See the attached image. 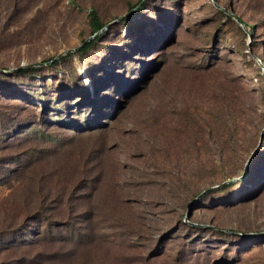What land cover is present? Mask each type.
Returning <instances> with one entry per match:
<instances>
[{
  "label": "rangeland",
  "instance_id": "374dc122",
  "mask_svg": "<svg viewBox=\"0 0 264 264\" xmlns=\"http://www.w3.org/2000/svg\"><path fill=\"white\" fill-rule=\"evenodd\" d=\"M263 69L264 0H0V264H264Z\"/></svg>",
  "mask_w": 264,
  "mask_h": 264
},
{
  "label": "trees",
  "instance_id": "16d2710c",
  "mask_svg": "<svg viewBox=\"0 0 264 264\" xmlns=\"http://www.w3.org/2000/svg\"><path fill=\"white\" fill-rule=\"evenodd\" d=\"M70 1H72V0H70ZM88 19H89V27H90V31H91V35L93 36V35H95L96 33H98L99 31H101L104 27H105V25H102L101 24V22H100V20H99V18H98V15H97V13H96V11L95 10H90L89 11V13H88ZM228 19L230 20L231 18L230 17H228ZM239 19V18H238ZM232 20V19H231ZM241 22H242V20L241 19H239ZM233 21V20H232ZM243 23V22H242ZM245 26H246V28H248V30H249V27L245 24V23H243ZM249 32H250V30H249ZM101 34L102 33H100V34H98L97 36H95L93 39L94 40H90V41H88V42H86L85 43V41L84 42H82V46L80 47L81 49H80V51L82 52V51H85L89 46H91V44H93V42L95 41V39L97 40L98 38H99V36H101ZM68 55H65V56H62V58H60L58 61H61V60H63V59H65L66 57H67ZM54 61L53 63L54 64H56L58 61ZM25 69V68H24ZM18 71H23L22 69H20V70H18Z\"/></svg>",
  "mask_w": 264,
  "mask_h": 264
},
{
  "label": "water",
  "instance_id": "95a60500",
  "mask_svg": "<svg viewBox=\"0 0 264 264\" xmlns=\"http://www.w3.org/2000/svg\"><path fill=\"white\" fill-rule=\"evenodd\" d=\"M226 13H227V15L233 20V21H235L244 31H245V33L250 37V32H249V30L246 28V26L238 19V17H236L234 14H232V13H230V12H227V11H225ZM123 17V16H122ZM122 17H120V18H118V19H121ZM112 24V23H111ZM110 24H108L105 28H107L108 26H109ZM105 28H103L101 31H99L98 33H96L95 35H93L92 36V38L91 39H93L95 36H97L98 34H100V33H102L104 30H105ZM90 40V39H89ZM88 40V41H89ZM87 41H85V43H86ZM75 50L73 49V50H68V51H66V52H64V53H62V54H59L57 57H55L54 59H52L50 62H48L47 64H51V63H53L54 61H56L57 59H59L60 57H62V56H65V55H67V54H70V53H73ZM30 66H36V64H33V65H30ZM26 67H29V66H20L19 68H16V69H14L13 71H18V70H20V69H23V68H26ZM0 72L1 73H5V71H2V70H0ZM263 72H264V69H263ZM261 140H262V136H261ZM260 140V141H261ZM250 159H251V157H250ZM247 166H248V163L245 165V168H244V170H246L247 169Z\"/></svg>",
  "mask_w": 264,
  "mask_h": 264
}]
</instances>
